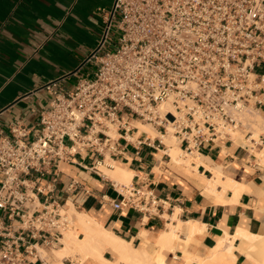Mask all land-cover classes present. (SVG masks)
<instances>
[{"label": "built area", "instance_id": "2783aa9c", "mask_svg": "<svg viewBox=\"0 0 264 264\" xmlns=\"http://www.w3.org/2000/svg\"><path fill=\"white\" fill-rule=\"evenodd\" d=\"M102 23L85 60L91 70L66 91L56 81L44 85L52 97L36 126L19 120L0 129V264H46L39 249L56 248L72 227L67 200L40 183L58 175L61 161L90 152L96 172L133 142L170 158L160 136L133 138L135 120L171 132L184 154L236 143V131L249 150L264 137V130L252 136L247 118L264 113V0H113ZM62 189L74 202L89 194L74 177ZM120 189L115 208L155 214L151 189Z\"/></svg>", "mask_w": 264, "mask_h": 264}, {"label": "crops", "instance_id": "0c3cea01", "mask_svg": "<svg viewBox=\"0 0 264 264\" xmlns=\"http://www.w3.org/2000/svg\"><path fill=\"white\" fill-rule=\"evenodd\" d=\"M112 3L113 0H0V129H8L19 120L36 126L39 111L48 106L52 97L44 85L56 81L66 91L77 77L91 70L85 60L101 40L102 16ZM262 138L254 149L264 157ZM254 149L228 142L201 146L198 153L221 166L223 180L231 181L225 189L220 184L212 191L206 189L197 182L193 170L188 173L175 165L161 147L154 149L136 142L128 143L115 166L108 167L118 165L130 172L128 183L100 169L95 172L90 152L77 154L72 161H61L58 175H49L40 183L48 185L50 195L67 200V210L72 202L76 211L85 212L132 247L151 254L164 251L175 264L185 246L206 255L225 234L232 236L240 230L264 236V163ZM198 171L211 175V170L202 164ZM71 177L89 191L78 202L62 189ZM121 184L151 189L159 199L155 214L143 216L131 207L115 208L113 203L121 199ZM188 225H197L198 229L189 235ZM171 229V244H161L160 236ZM232 245L233 264L253 263L244 253L246 235L239 234ZM56 249H39L46 264L57 263ZM102 255L114 259L108 248ZM68 261L69 257L64 259L65 264ZM217 263L221 264H213ZM81 264L101 263L87 258Z\"/></svg>", "mask_w": 264, "mask_h": 264}, {"label": "bare ground", "instance_id": "6f19581e", "mask_svg": "<svg viewBox=\"0 0 264 264\" xmlns=\"http://www.w3.org/2000/svg\"><path fill=\"white\" fill-rule=\"evenodd\" d=\"M161 108L165 110L168 120L172 121L173 114L169 110L170 108H167V104L161 105ZM247 118L250 119V123L253 128L252 136L254 137L259 134L258 132L260 130L258 131V128H262L263 130L264 123H262L261 117L259 118V116L256 115L252 117L248 114ZM135 125L138 127V131L135 133L133 138L141 133H145L151 138L160 136L162 141L167 143L166 144L164 142L167 146L166 151L170 156V161L175 163V165L177 164L180 166V164H186L188 167H191L194 172V176L197 175V177H199H195L198 180L196 181L206 189H211L210 191H212V189L219 184L222 185L223 189H225L230 185V180L228 178L223 180L224 175L221 166L213 164L208 158L202 156L198 152L193 151L181 156L182 150L179 148L177 140L171 132L161 135V133L158 132L154 126L139 120H135ZM233 134L234 137H236V143L244 144L246 142L242 131H236ZM256 155L257 158L261 159L264 163L262 153L257 151ZM200 164L211 170L210 176L203 175V170L202 172L198 171V166ZM113 165L115 166V164ZM98 167V169L104 171V173L112 178L119 179L124 183L129 182L130 172H127L118 165H116L114 169H109L104 164H99ZM71 210H74V226L70 228V230L67 229L63 232V235L60 238V247L58 246L57 249L53 248L56 249L54 251L55 258L57 259L56 264H65L64 259L67 257H74L76 259L75 261L77 263L73 264H81L87 258L96 259L101 264H167L163 254H160L157 258H152L149 252L132 247L130 243H127L120 237L115 236L112 232L105 230L98 222L85 212L76 211L75 208H73L72 203ZM197 229V225H190L187 230L190 233L189 235H192V233ZM173 230L174 229H171L170 232L162 233V236H160L161 240L159 242L166 246L170 245L172 237L174 236ZM239 234L246 235L247 245L244 249V253L247 258L254 264H264V236L249 234L240 230L232 236L225 234V236L219 239L217 244L206 255H199L185 246L182 255L184 259L183 264H213L214 262H219L221 264H233L234 255L232 252V240L238 237ZM226 240H228V245H225ZM107 248L114 253V259L109 260L103 257L102 252ZM42 254L44 255V252H42Z\"/></svg>", "mask_w": 264, "mask_h": 264}, {"label": "rangeland", "instance_id": "374dc122", "mask_svg": "<svg viewBox=\"0 0 264 264\" xmlns=\"http://www.w3.org/2000/svg\"><path fill=\"white\" fill-rule=\"evenodd\" d=\"M115 36H116V35L114 34V32H113V30H112V31L110 32V38L115 39ZM262 116H264V113L262 114ZM262 116H261V117H262ZM259 118H260V116H259ZM262 118H263V117H262ZM262 118H261V119H262ZM261 119H260V120H261ZM262 123H263V122H262ZM148 126H149V125H148ZM259 130H260V131H259ZM263 130H264V128H263ZM263 130H262V128H261V129L258 128V131H259V132H261V131H263ZM258 131H257V132H258ZM259 132H258V133H259ZM254 137L257 138V135L254 136ZM254 151H255V149H254ZM182 155H184V153H181V156H182ZM178 166H179V165H178ZM180 167H184V170H185L186 172H188V173H190V171L192 170V168H191V167H188L186 164H180ZM185 167L188 168V169H185ZM196 176H197V175H196ZM68 213H69V214H72V215L74 216V210H71V208L68 210ZM73 219H74V217H73ZM73 226H74V223L72 224V227H73ZM72 227H70V228H72ZM70 228H69L68 230H70ZM163 247H165V246H163ZM163 247H162V249H164ZM149 253H150V252H149ZM150 254H151V253H150ZM160 254H163V255H164V259H165V261H166L167 264H173V263L170 261V259L167 257V255H165L164 251L156 252V253L154 252V254H151V256H152V258H157ZM69 258H70L71 261H68L66 264L77 263V262L75 261L76 259H75L74 257H69ZM94 260H96V259H94ZM97 261H98V260H97ZM183 262H184V259H183V256H181L180 259H177V260H176V263H175V264H183Z\"/></svg>", "mask_w": 264, "mask_h": 264}]
</instances>
